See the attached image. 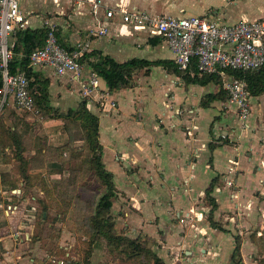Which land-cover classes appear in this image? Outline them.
Returning a JSON list of instances; mask_svg holds the SVG:
<instances>
[{
    "label": "crops",
    "instance_id": "1",
    "mask_svg": "<svg viewBox=\"0 0 264 264\" xmlns=\"http://www.w3.org/2000/svg\"><path fill=\"white\" fill-rule=\"evenodd\" d=\"M103 1L112 8L123 5L154 14L212 11L227 22L264 17L263 0L256 4L249 0L251 9L239 18L227 17L218 5L213 11L200 0ZM31 2L33 8L28 6ZM42 2L40 8L41 0H21L28 29L44 28L43 20L49 17L59 25L62 44L73 47L104 20L108 34L92 38V51L119 63L133 58L151 62L135 69L129 82L118 89H111L99 76L100 90L91 96L83 95L71 73L58 76L51 68L37 69L49 81L53 107L76 109L86 100L88 109L99 117L103 161L116 188L111 213L117 230L131 238H147L166 264H228L236 227L244 232L249 222L258 221L255 228L264 225V92L252 96V114L244 124L233 106L224 107L222 81L207 77L205 83L197 82L194 75L179 70L162 37L123 23L119 15L107 21L101 13L98 18L87 0ZM90 60H84L87 73L93 70ZM166 61L174 64L160 63ZM21 185L18 191L24 192L26 183ZM6 192L0 189V209L4 210L0 213V263L95 264L97 254L121 262L103 238L90 247L86 230L82 256L72 252V243L61 244L60 237L55 247L44 251L38 243L43 239L34 240L33 219L23 215L20 204L3 200ZM10 205L13 210H8ZM185 215L190 219L182 223ZM67 216L58 220L64 222ZM219 221L224 229L215 227L213 222ZM30 245L36 246L31 257L25 258L23 250Z\"/></svg>",
    "mask_w": 264,
    "mask_h": 264
},
{
    "label": "built area",
    "instance_id": "2",
    "mask_svg": "<svg viewBox=\"0 0 264 264\" xmlns=\"http://www.w3.org/2000/svg\"><path fill=\"white\" fill-rule=\"evenodd\" d=\"M60 0H57L59 3ZM91 12L98 18L113 20L120 16L125 24L145 28L150 34L163 38L174 53L175 62L183 72L197 65L200 75L217 74L228 99L224 107L233 106L241 122L247 123L252 114V93L246 79L235 77L230 71L264 69V17L227 22L215 17L212 11L203 15L154 14L149 10H130L118 5L109 7L103 0H87ZM47 31L45 43L30 55V66L51 68L58 76L71 73L80 82L84 96L100 90V77L95 70L86 72L84 57L93 49V37L108 34V25L99 20L97 29L80 39L73 47L61 44L59 25L49 17L43 20ZM29 20L21 7V0H0V115L13 102L15 107L39 119L43 118L25 72L13 73L15 37L25 32ZM116 104L113 102L112 106ZM11 205L8 210H13ZM190 219L181 217L182 223Z\"/></svg>",
    "mask_w": 264,
    "mask_h": 264
},
{
    "label": "rangeland",
    "instance_id": "3",
    "mask_svg": "<svg viewBox=\"0 0 264 264\" xmlns=\"http://www.w3.org/2000/svg\"><path fill=\"white\" fill-rule=\"evenodd\" d=\"M200 2L212 7L210 9L213 11L218 5V11L222 13L226 10L227 17L239 18L243 11L251 9L249 0ZM259 2L255 0V4ZM28 6L33 8L35 5L31 2ZM42 6L41 0L40 8ZM60 110L68 114L74 107L68 105L64 110ZM70 117L67 120L54 121V118L43 115V118L39 119L17 109L13 102L6 106L0 115V189L5 188L8 191L4 194L6 199L2 198L3 200L20 204L23 215L33 219V224H36L35 234H39L43 239L38 242L42 246L41 249L51 250L56 246V238L60 237L61 244L72 243V252L82 256L87 220L94 212L102 189L87 158L88 150L83 139L85 131L79 120H73L72 115ZM12 131H16L15 138L20 139L21 148L15 144ZM79 150L82 153H78ZM20 154L24 159L19 157ZM59 167L64 171L61 176L54 174ZM22 183H26V188L24 187V192H19ZM13 189L15 193L12 192ZM13 194L17 195V198H14ZM23 197L28 199L22 201ZM74 202L76 206H73ZM3 212L4 210L0 209V213ZM62 214L68 215L64 222L57 219L61 218ZM218 224L224 229L223 221ZM256 224L260 223L249 222L248 229L244 232H240V227H236L237 231L233 232L234 248L227 258L228 264H264V225L255 228ZM27 246L23 250L25 258L31 257L36 245ZM93 260L95 264L118 263V260L100 254L95 255ZM133 263L151 264L141 257Z\"/></svg>",
    "mask_w": 264,
    "mask_h": 264
},
{
    "label": "trees",
    "instance_id": "4",
    "mask_svg": "<svg viewBox=\"0 0 264 264\" xmlns=\"http://www.w3.org/2000/svg\"><path fill=\"white\" fill-rule=\"evenodd\" d=\"M46 35L47 31L45 28H30L25 32L19 33L13 40L15 56L11 62V68L13 73L25 72L26 75L31 79L32 92L35 97L36 105L41 109L42 115L60 120L70 119V116L72 115L73 120L80 121L81 127L85 131V136L83 139L86 142V147L88 150L87 158H89V162L92 165L95 176L105 188V192L101 194V197L96 203L95 211L90 214L87 220L86 232L89 236V246L91 247L96 240L103 238L107 242L109 251L120 258L122 263L129 262L130 264H134L133 262L136 263L138 258L141 257V259H145L148 262H151V264H166L163 258H161L159 254L153 250L151 246L152 243L150 244V241L147 238H143L141 236L137 238H131L118 231L116 228V222L111 213L113 199L116 195V188L113 181L114 176L106 169L105 163L103 161V147L99 138V117L88 109L86 100H83L78 108L71 110L68 112V114H64L60 112L61 110L59 108L53 107L50 101L49 81L44 79L37 69L30 66L31 53L35 49L44 45ZM87 57L92 60H90V66L92 69L95 70L98 75L106 81L111 89H118L121 85L128 83L132 78V73L135 69L148 66L151 63L147 60L138 58H133L126 62L119 63L110 57L104 56L103 54L97 53L95 51H90L84 57L83 61ZM160 63L174 64L172 61ZM175 65L179 69L176 62ZM186 73L194 75V80L201 83H205V78L207 77L209 79L220 77L217 74L200 75L196 64H194L192 70H189ZM229 73L235 77L246 79L249 83V88L253 96L264 92V69L254 71L237 70L230 71ZM217 81L221 82V79L218 78ZM220 98L227 100V93L222 91ZM12 135H14L15 144L21 148L20 139L15 138V135H17L16 131H12ZM78 153L82 152L79 150ZM19 157L24 159L21 154ZM61 169L62 167H59V170L57 171L62 172ZM65 215L62 214V216ZM43 218L46 219L45 216ZM213 223L215 227L220 228V224L216 222ZM38 235L39 234L34 235V240L40 237ZM89 253L90 251H88V255Z\"/></svg>",
    "mask_w": 264,
    "mask_h": 264
}]
</instances>
